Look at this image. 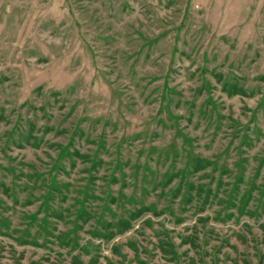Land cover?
<instances>
[{"label": "rangeland", "instance_id": "obj_1", "mask_svg": "<svg viewBox=\"0 0 264 264\" xmlns=\"http://www.w3.org/2000/svg\"><path fill=\"white\" fill-rule=\"evenodd\" d=\"M0 264H264V0H0Z\"/></svg>", "mask_w": 264, "mask_h": 264}, {"label": "trees", "instance_id": "obj_2", "mask_svg": "<svg viewBox=\"0 0 264 264\" xmlns=\"http://www.w3.org/2000/svg\"><path fill=\"white\" fill-rule=\"evenodd\" d=\"M201 162H202L201 166H204L205 164H207L206 161H201ZM125 224H126V223H125ZM118 231H121V230L119 229Z\"/></svg>", "mask_w": 264, "mask_h": 264}]
</instances>
